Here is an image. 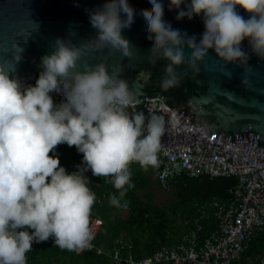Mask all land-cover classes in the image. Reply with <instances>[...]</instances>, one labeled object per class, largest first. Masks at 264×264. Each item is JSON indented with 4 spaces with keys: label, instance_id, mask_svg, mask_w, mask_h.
Instances as JSON below:
<instances>
[{
    "label": "clouds",
    "instance_id": "obj_1",
    "mask_svg": "<svg viewBox=\"0 0 264 264\" xmlns=\"http://www.w3.org/2000/svg\"><path fill=\"white\" fill-rule=\"evenodd\" d=\"M143 3L150 15H136L127 0H105L90 10L95 46L69 47L57 38L55 50L42 57L34 84L24 86L12 75L23 59L18 44L11 62L0 61V264H27L33 245L50 239L61 249L85 250L93 240L89 218L96 199L85 173L110 180L117 190L110 203L120 207L134 187L130 165L147 170L158 164L163 117L146 121L143 112L130 117L126 85L103 63L76 70L84 49L115 47L130 60L124 37L142 24L152 43L149 63L167 61L160 81L164 91L180 86L177 69L186 62L198 74L210 51L226 64L243 63L247 43L264 59V0H167L177 21L201 19L199 37L165 19L164 0ZM54 93L63 97L60 103ZM61 144L83 154L75 171L61 164L56 151Z\"/></svg>",
    "mask_w": 264,
    "mask_h": 264
},
{
    "label": "water",
    "instance_id": "obj_2",
    "mask_svg": "<svg viewBox=\"0 0 264 264\" xmlns=\"http://www.w3.org/2000/svg\"><path fill=\"white\" fill-rule=\"evenodd\" d=\"M105 0H0V61H12L14 45L24 49L22 61L12 75L22 83L42 71L41 59L50 55L57 38L69 46H95L96 30L89 21V11ZM165 19L199 37L204 26L199 17L177 21L175 10H167ZM136 15H150L143 0H127ZM242 15H247L241 10ZM39 25V27L37 26ZM130 60L122 58L115 47L99 50L84 49L76 70L103 63L110 76L123 81L132 103L160 99L172 108L180 123L202 130L208 137L223 143L264 148V59L256 56L247 43L243 63L226 64L209 52L200 71L193 73L185 65L177 69L182 77L179 87L164 91L160 81L167 61L155 66L149 63L152 43L145 39L143 25L137 23L124 37ZM190 52H186V57ZM154 58V57H153ZM11 66V65H6ZM231 72V78L225 75ZM244 81V83H242Z\"/></svg>",
    "mask_w": 264,
    "mask_h": 264
},
{
    "label": "built area",
    "instance_id": "obj_3",
    "mask_svg": "<svg viewBox=\"0 0 264 264\" xmlns=\"http://www.w3.org/2000/svg\"><path fill=\"white\" fill-rule=\"evenodd\" d=\"M37 77L22 84H34ZM53 96L56 103L63 99L55 93ZM125 112L130 117L143 112L146 121L153 115L163 117L164 133L154 167V177L163 188L170 189L183 176L236 177L239 182L232 202L210 205L218 220L217 232L200 235L202 226L197 220V230L138 261L129 255L124 257L125 246L117 243L111 251L114 264H264V254L245 257L253 238L264 230V148L210 138L202 130L180 123L172 108L160 99L131 103ZM103 225L98 215L91 214L93 240L84 251L96 249Z\"/></svg>",
    "mask_w": 264,
    "mask_h": 264
},
{
    "label": "trees",
    "instance_id": "obj_4",
    "mask_svg": "<svg viewBox=\"0 0 264 264\" xmlns=\"http://www.w3.org/2000/svg\"><path fill=\"white\" fill-rule=\"evenodd\" d=\"M56 151L69 172L75 171L82 161L83 154L77 153L75 146L61 144ZM130 171L134 187L127 191L120 207L110 203L111 197L117 194L110 180H93L90 173H85L90 181L89 190L96 198L91 214L104 221L94 251L61 249L50 239L33 245L27 253V264H114L111 251L117 243L125 246L124 257L129 255L138 261L197 230V220L202 226L200 235L210 236L218 231V220L210 205L232 202L233 191L239 182L236 177L183 176L172 183L176 199L169 205L160 206L152 193L141 195L155 179V168L144 170L138 163H133ZM263 254L264 230L253 238L245 257Z\"/></svg>",
    "mask_w": 264,
    "mask_h": 264
},
{
    "label": "rangeland",
    "instance_id": "obj_5",
    "mask_svg": "<svg viewBox=\"0 0 264 264\" xmlns=\"http://www.w3.org/2000/svg\"><path fill=\"white\" fill-rule=\"evenodd\" d=\"M174 187H171L170 189L162 188V186L158 183L156 179H153L151 181V186L141 192V195H145L146 193H152L154 197V201L160 205H169L172 203L175 199V192Z\"/></svg>",
    "mask_w": 264,
    "mask_h": 264
}]
</instances>
